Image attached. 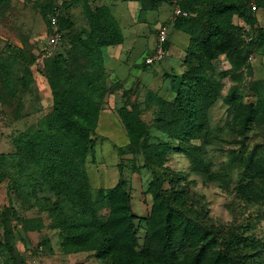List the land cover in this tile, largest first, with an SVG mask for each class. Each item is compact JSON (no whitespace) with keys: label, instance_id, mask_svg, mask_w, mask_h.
Segmentation results:
<instances>
[{"label":"rangeland","instance_id":"374dc122","mask_svg":"<svg viewBox=\"0 0 264 264\" xmlns=\"http://www.w3.org/2000/svg\"><path fill=\"white\" fill-rule=\"evenodd\" d=\"M211 1L191 0L183 29L174 26L172 0H71V27L65 29L57 52L65 61L64 81L67 76L74 79L97 69L101 72L105 91L85 168L93 193L113 187L121 178L126 181L140 243L148 228L145 219L156 203V178H160L162 191H173L169 203L174 214L248 236L249 263L264 264V201L241 200L234 188L245 154L257 147L264 157V45L255 43L258 30L264 28V8L255 0H242L251 8V21L232 17V24L241 27L234 35L245 43L244 63L233 69L223 54L212 62V76L220 84L218 96L207 111V132L190 142L200 162L175 151L164 161L153 155L159 143L169 140L156 126V117L175 95L174 75L183 72L190 35L200 29ZM46 2L0 0V159L14 152L12 138L35 127L53 104L47 71H41L46 58L41 59L40 53L48 35ZM85 6L92 10L106 7L122 36L120 43L100 47V67L77 47L75 34L85 39L89 33ZM160 29L167 32V54L161 62L144 67V57ZM21 76L24 83H20ZM231 89L240 97L234 105L224 100ZM250 103L259 112L243 141L238 120L242 106ZM123 106L135 110L147 126L146 135L136 145L130 143L118 116ZM170 176L172 182L164 179ZM14 178L17 175L11 169L0 166V264H114L115 255L101 258L93 249L65 248L64 236L48 211L60 198L43 188L15 187ZM98 213L101 218L107 216L104 209Z\"/></svg>","mask_w":264,"mask_h":264},{"label":"trees","instance_id":"16d2710c","mask_svg":"<svg viewBox=\"0 0 264 264\" xmlns=\"http://www.w3.org/2000/svg\"><path fill=\"white\" fill-rule=\"evenodd\" d=\"M70 1H63L57 15L62 32L59 46L65 39V29L72 23ZM255 2L264 8V0ZM55 4L56 0L46 2V27ZM176 4L187 15L174 16V26L185 29L191 0L176 1ZM84 12L89 33L85 39L75 34L77 47L81 54L100 67V47L116 45L122 36L106 7L92 10L85 6ZM251 12L250 6L242 0H212L206 6L200 29L190 35L183 59L184 70L174 75L175 95L156 117V126L169 137L153 150V155L160 161L175 151L200 162L194 154L196 146L190 142L207 132V111L218 96L220 84L212 76V62L218 54H223L233 69L244 63L245 43L234 35L241 27L232 24V17L237 15L251 21ZM251 43L253 41L248 44ZM255 43L264 45V28L258 30ZM57 51L41 63L45 67L41 71H47L50 81L51 110L38 120L35 127H29L12 138L15 150L1 155L0 166L17 175L15 187L43 188L60 198L49 205L48 211L54 227L64 236L63 246L93 249L101 258L115 255L114 264L135 261L139 264H250L251 238L231 228L222 230L174 214L169 203L173 191H162L163 179L156 178V203L145 219L148 228L141 243L134 223L137 217L129 205L126 181L121 178L113 187L97 189L93 193L85 163L94 146L91 134L96 127L99 101L105 91L102 75L97 69V72L80 74L74 79L67 76L64 81L65 61ZM21 78L20 83H24ZM236 99L240 97L235 95L234 89L229 90L224 98L229 105H234ZM117 112L130 143L138 144L147 133L146 124L135 110L123 106ZM258 112L259 108L253 103L242 106L238 125L243 141L248 137L250 125ZM171 176L164 179L172 182ZM263 181L264 157L261 150L254 147L241 160V171L234 187L236 196L247 202L264 201ZM100 209L107 211L105 218L100 217Z\"/></svg>","mask_w":264,"mask_h":264},{"label":"built area","instance_id":"2783aa9c","mask_svg":"<svg viewBox=\"0 0 264 264\" xmlns=\"http://www.w3.org/2000/svg\"><path fill=\"white\" fill-rule=\"evenodd\" d=\"M64 0H56V4L53 7L52 14L49 15V26L46 27L44 45L41 49V59L50 57L54 54L59 44L62 42V32L59 29L57 15L59 13V8L62 5ZM173 8L172 14L174 16H186L187 12L181 10L176 4L175 0H172ZM254 8V7H253ZM166 41H167V32L165 29H160L158 31L156 42L152 48V51L144 57L143 63L149 67L156 62H161L166 54Z\"/></svg>","mask_w":264,"mask_h":264},{"label":"crops","instance_id":"0c3cea01","mask_svg":"<svg viewBox=\"0 0 264 264\" xmlns=\"http://www.w3.org/2000/svg\"><path fill=\"white\" fill-rule=\"evenodd\" d=\"M172 15H173V14H172ZM152 47H153V46H152ZM150 50L152 51V49H150ZM151 51H149V53H150ZM167 51H168V50H167ZM149 53H148V54H149Z\"/></svg>","mask_w":264,"mask_h":264}]
</instances>
